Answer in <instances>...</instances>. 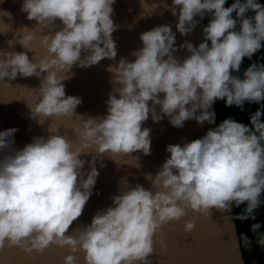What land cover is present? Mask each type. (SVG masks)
Wrapping results in <instances>:
<instances>
[{
  "label": "clouds",
  "instance_id": "obj_1",
  "mask_svg": "<svg viewBox=\"0 0 264 264\" xmlns=\"http://www.w3.org/2000/svg\"><path fill=\"white\" fill-rule=\"evenodd\" d=\"M115 2L24 0L20 10L27 19L45 28H55L56 20L63 25L54 35L43 36L50 58L39 64L29 59L27 51L0 52V81L18 75L40 78L41 98L34 107L28 106L33 119L76 115L82 99L66 95L63 81L69 77L53 69L70 71L73 66L88 68L105 58L115 59ZM227 2L173 0L171 11L173 16L178 12L176 29L182 36L195 30L197 16L211 15L203 28L204 41L197 47L185 40L179 49L189 55L181 60L174 55L179 49L170 24L143 32V46L131 53L134 61L121 59L109 68L114 87L106 101L107 114L83 121L78 130L83 147L74 150L73 143L50 125L47 138L35 137L22 150L0 159V249L7 242L43 253L55 244L68 246L71 253L82 251L85 264H152L149 257L158 230L185 217L189 209L211 217L213 208L224 212L233 204H246L236 219H256L264 193V63L250 64L243 78L233 73L240 72L244 58L251 60L264 47V4L234 0L226 7ZM33 39L28 34L18 42L29 50ZM217 100L241 111L246 102L260 107L250 115V125L229 117L202 138L167 145L170 157L154 177L147 176L157 191L139 183L128 187L112 195L113 205L98 210L77 236L65 235L93 194L100 174L96 164L105 153L150 155L152 130L143 127L150 117L159 123L167 116L176 128L188 120L200 126L215 124ZM17 131H0V150L12 149ZM92 145L96 151L85 178L86 161L80 157L89 154L83 149ZM194 228V221L185 222L187 232ZM260 228V223L251 225L254 233ZM243 242L250 243L246 235ZM257 243L264 247V234ZM76 260L69 254L64 264Z\"/></svg>",
  "mask_w": 264,
  "mask_h": 264
},
{
  "label": "water",
  "instance_id": "obj_2",
  "mask_svg": "<svg viewBox=\"0 0 264 264\" xmlns=\"http://www.w3.org/2000/svg\"><path fill=\"white\" fill-rule=\"evenodd\" d=\"M24 0H0V52L27 51L30 60L39 64L41 60L50 58L48 49L42 43L44 35L62 29L60 20H56L55 28L39 26L35 20L27 19V13L21 12ZM173 0H116L114 4V24L118 26L113 33L116 42L117 56L115 59H103L99 64L80 68L73 66L67 69L56 70L61 77L68 76L63 81L66 95L78 96L82 103L76 109V115L71 117H43L32 118L30 107H34L40 100L38 88L40 78L17 76L15 80L5 77L0 81V131L17 128L12 137V149L0 150V159L13 150H22L35 137H45L50 134L48 128L54 125L59 130L57 134L65 135L73 143L74 150L83 147L78 130L88 117H104L107 114L106 101L113 91V76L110 67L118 66L121 59L134 61L131 55L134 50L141 48L140 35L156 26L170 24L176 34V47L185 40L197 46L204 41V18L197 16L199 21L195 30L186 37L176 29L177 16L172 15ZM32 34L33 39L29 50L24 49L18 42L24 35ZM10 41V43H9ZM183 60L189 53L186 49H179L174 53ZM39 71V69H38ZM42 75L46 76L44 72ZM163 95V94H161ZM150 106H151V102ZM215 110V104L213 105ZM84 116V117H82ZM38 120L43 122L41 125ZM215 124L204 123L200 126L195 120H188L182 128L173 127L165 116L159 123L151 119L143 125L150 128L152 145L151 154L144 155L142 151L128 154L105 153L102 161H97L99 171L93 194L85 209L65 233L66 236H77L83 226L91 223L93 216L100 209L113 205L110 197L120 194L128 187L137 183L145 189L152 190V182L147 179L148 174L153 177L170 153L166 152L169 144H181L202 138ZM89 154H82L85 160V178L90 171L89 163L96 151V146L84 148ZM211 217L187 210L185 217L178 221H171L163 225L154 236V253L149 257L152 264H245L240 240L236 228L233 207L231 211L221 212L215 208ZM194 221L195 228L191 232L185 230V222ZM73 254L76 264H85L84 253H71L68 246L51 245L43 253L27 252L23 247L10 246L7 242L0 249V264H64V257Z\"/></svg>",
  "mask_w": 264,
  "mask_h": 264
},
{
  "label": "trees",
  "instance_id": "obj_3",
  "mask_svg": "<svg viewBox=\"0 0 264 264\" xmlns=\"http://www.w3.org/2000/svg\"><path fill=\"white\" fill-rule=\"evenodd\" d=\"M234 0H228L225 5L230 6ZM261 4H264V0H259ZM252 13H249L251 15ZM235 18V13L233 14ZM211 19V15H205L204 17V27L207 26ZM210 45V41H209ZM252 63H264V47L257 52L251 60L248 58H244V62L241 65V70L239 73H233L234 75H239L243 78V72L247 69V67ZM264 103V102H262ZM259 104H248L247 102L244 105V111H241L238 107H225V101L217 100L215 103V112H216V122L217 126L226 118L232 117L244 124L250 125V115L253 114L258 108ZM262 122H264V116L261 117ZM261 206L256 210L255 216L256 219L252 220L249 218L248 220L241 221L236 219L238 214L243 213L246 208V204H242L239 207H236L234 204L232 205L234 210L236 228L240 240V246L243 253V258L245 264H264V247L260 246L257 243V239L261 234H264V193L261 194ZM253 223H260L261 228L257 230V232L251 231V225ZM247 236L250 243L245 245L243 242V236Z\"/></svg>",
  "mask_w": 264,
  "mask_h": 264
}]
</instances>
